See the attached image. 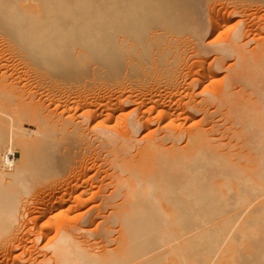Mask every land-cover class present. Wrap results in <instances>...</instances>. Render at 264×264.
<instances>
[{
    "label": "bare ground",
    "instance_id": "1",
    "mask_svg": "<svg viewBox=\"0 0 264 264\" xmlns=\"http://www.w3.org/2000/svg\"><path fill=\"white\" fill-rule=\"evenodd\" d=\"M210 1L0 0V264H264V37Z\"/></svg>",
    "mask_w": 264,
    "mask_h": 264
},
{
    "label": "rangeland",
    "instance_id": "2",
    "mask_svg": "<svg viewBox=\"0 0 264 264\" xmlns=\"http://www.w3.org/2000/svg\"><path fill=\"white\" fill-rule=\"evenodd\" d=\"M228 1V3L222 5V4H217V3H223ZM214 4H217L216 8H215V13L213 14L214 16L209 18V28H210V33L211 35L206 39V41H213V42H222L224 40H226L229 35L231 34V32L234 29V26L237 22L241 21V20H245L246 24L248 25H253V26H257L259 27V30H255V34H260L262 37H264V0H211L210 1V5L213 6ZM237 5H239V9L237 12H235V8L237 7ZM242 5V6H241ZM223 13L226 16H231L230 20L222 29V33L219 35H214L212 34L213 31L215 30V26L214 24V20L215 17L217 15V13ZM245 14H247V16H244ZM261 27V28H260ZM247 39L244 38L242 40V42H246L248 39L252 38L250 35H247ZM256 42L253 41L251 44H249V49H252L253 47H255ZM215 54L214 53H210L208 54V62H209V70L212 71V66H210L211 61L213 60ZM231 62V61H229ZM217 74L215 75V77H210L207 79V81H205L204 85L201 86L200 88L197 89V93L198 92H202L204 86H206L207 84H209V82H211L212 80H217L219 81L218 84L223 82L224 76H225V71L221 70L219 72H216ZM217 76V77H216ZM148 107H143L142 112L145 111ZM129 112L130 109L123 111L122 113H118L117 116H120L121 119L119 121H124L129 117ZM216 121H218L219 123L222 122L220 116H216ZM116 122H114L113 124H115ZM148 131L143 132V134H146ZM90 166H95V168L98 170L99 167L98 165H96V163L92 162L90 163ZM95 169V170H96ZM100 178V176H99ZM86 210L83 209L82 211L78 212V213H74L73 216H77V215H81L83 212H85ZM97 211L94 212V214ZM97 215V214H95ZM92 229H96V225L92 226Z\"/></svg>",
    "mask_w": 264,
    "mask_h": 264
}]
</instances>
